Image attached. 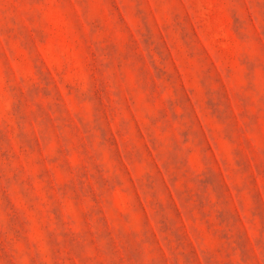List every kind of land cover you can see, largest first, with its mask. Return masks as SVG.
<instances>
[{
  "label": "rangeland",
  "instance_id": "374dc122",
  "mask_svg": "<svg viewBox=\"0 0 264 264\" xmlns=\"http://www.w3.org/2000/svg\"><path fill=\"white\" fill-rule=\"evenodd\" d=\"M0 264H264V0H0Z\"/></svg>",
  "mask_w": 264,
  "mask_h": 264
}]
</instances>
